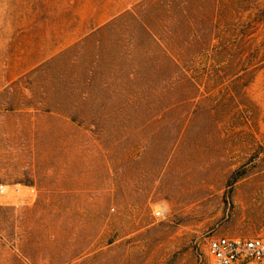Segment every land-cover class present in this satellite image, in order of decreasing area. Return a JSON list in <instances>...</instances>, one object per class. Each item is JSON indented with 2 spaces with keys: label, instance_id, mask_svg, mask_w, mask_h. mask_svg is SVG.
Here are the masks:
<instances>
[{
  "label": "rangeland",
  "instance_id": "obj_1",
  "mask_svg": "<svg viewBox=\"0 0 264 264\" xmlns=\"http://www.w3.org/2000/svg\"><path fill=\"white\" fill-rule=\"evenodd\" d=\"M0 185V264L264 236V0H0Z\"/></svg>",
  "mask_w": 264,
  "mask_h": 264
},
{
  "label": "built area",
  "instance_id": "obj_2",
  "mask_svg": "<svg viewBox=\"0 0 264 264\" xmlns=\"http://www.w3.org/2000/svg\"><path fill=\"white\" fill-rule=\"evenodd\" d=\"M18 194V188L0 185V197ZM166 207L153 211L154 217L165 214ZM209 264H264V236L253 237H212L207 243Z\"/></svg>",
  "mask_w": 264,
  "mask_h": 264
}]
</instances>
